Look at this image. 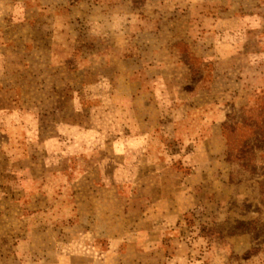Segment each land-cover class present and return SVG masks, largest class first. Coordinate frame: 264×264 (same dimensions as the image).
Segmentation results:
<instances>
[{"label":"rangeland","instance_id":"374dc122","mask_svg":"<svg viewBox=\"0 0 264 264\" xmlns=\"http://www.w3.org/2000/svg\"><path fill=\"white\" fill-rule=\"evenodd\" d=\"M263 121L264 0H0V264H264Z\"/></svg>","mask_w":264,"mask_h":264},{"label":"clouds","instance_id":"9594fccd","mask_svg":"<svg viewBox=\"0 0 264 264\" xmlns=\"http://www.w3.org/2000/svg\"><path fill=\"white\" fill-rule=\"evenodd\" d=\"M123 21L124 17L117 12H114L110 19L104 20L103 22L101 18L93 17L89 21V33L94 38H103L107 34L106 30L112 33H120Z\"/></svg>","mask_w":264,"mask_h":264},{"label":"trees","instance_id":"16d2710c","mask_svg":"<svg viewBox=\"0 0 264 264\" xmlns=\"http://www.w3.org/2000/svg\"><path fill=\"white\" fill-rule=\"evenodd\" d=\"M257 110H258V108H257ZM249 111H250L251 116H253L254 113H256V108L255 109L251 108ZM254 122H255L254 119L253 120L250 119L249 120V123L250 124H246V126L250 127V129L251 128H255V125H253ZM237 130L238 129H237V126L236 125H229L228 123H225L223 125V132H224V134H225V136H226V138L228 140V145H229V148H230V153H233L236 150V148H237V146L235 144ZM247 147H249V145H245L244 146V148H247ZM241 152H242V149H241Z\"/></svg>","mask_w":264,"mask_h":264}]
</instances>
